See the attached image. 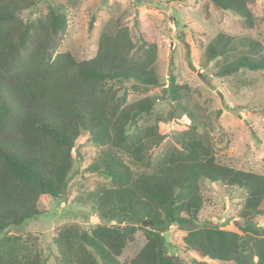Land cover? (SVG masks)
Masks as SVG:
<instances>
[{"label": "trees", "instance_id": "1", "mask_svg": "<svg viewBox=\"0 0 264 264\" xmlns=\"http://www.w3.org/2000/svg\"><path fill=\"white\" fill-rule=\"evenodd\" d=\"M209 1L235 14L244 29L258 21L251 9L256 0ZM35 4L0 0V264H46L30 234L23 237L10 229L41 214V196L63 197L76 141L85 134L99 147L86 169L108 178L109 185L75 198L80 204L91 202L106 222L89 230L61 228L53 238L61 264H188L166 258L163 232L173 224L186 230L184 248L200 257L264 264V226L253 221L262 214L264 163L263 172H253L220 162L209 133L195 124L168 142L159 121L141 126L139 120L159 97L127 102L115 84L133 81L139 91L160 84L152 68L157 43L150 35L135 41L129 28L120 25L111 34H100L93 57L79 60L70 51L55 52L67 27L60 8L23 21L21 12ZM92 23L93 18L89 28ZM217 58L215 75L220 77L264 70L261 43L248 37L217 33L201 47L200 59ZM169 79L165 89L179 104L188 86L176 83L173 75ZM204 181L244 192L240 232L197 224ZM144 220L152 225H139ZM138 229L144 245L129 261H119Z\"/></svg>", "mask_w": 264, "mask_h": 264}, {"label": "rangeland", "instance_id": "2", "mask_svg": "<svg viewBox=\"0 0 264 264\" xmlns=\"http://www.w3.org/2000/svg\"><path fill=\"white\" fill-rule=\"evenodd\" d=\"M53 6L60 8L67 18V27L55 52L70 51L79 60L89 59L95 55L100 34H111L120 25L129 28L135 41L143 34L156 41L157 57L152 68L160 84L147 91L135 90L133 81L115 84L127 102L144 96L159 97L151 113L139 120L141 126L159 121V131L168 142L171 136L195 124L199 131L209 133L220 162L236 169L263 172L264 70L242 69L220 77L215 75L219 58L205 63L200 59V49L222 32L233 38L258 40L264 50V0H256L251 6L258 21L250 30L241 27L235 14L217 10L209 0H153L148 4L138 0H36L34 6L21 12V17L25 22L33 21ZM171 75L176 83L188 86L179 104L165 89ZM98 149L88 135L80 136L72 153L70 181L63 197L41 196L37 204L41 214L10 229L11 234L23 237L30 234V241L46 258V264H61L53 242L61 228L71 225L89 230L106 222L91 202L80 204L75 198L109 185L108 178L86 169ZM201 193L204 203L197 224L215 223L240 232L244 192L220 182L204 181ZM260 208L262 214L253 217V221L264 226V198ZM185 233L177 224L163 232L168 256L188 264L196 261L226 264L186 250L182 243ZM144 243L143 231L138 229L118 260L129 261Z\"/></svg>", "mask_w": 264, "mask_h": 264}, {"label": "water", "instance_id": "3", "mask_svg": "<svg viewBox=\"0 0 264 264\" xmlns=\"http://www.w3.org/2000/svg\"><path fill=\"white\" fill-rule=\"evenodd\" d=\"M147 223H149V224H152V221H143V224H147ZM166 258H170L168 255H166Z\"/></svg>", "mask_w": 264, "mask_h": 264}]
</instances>
